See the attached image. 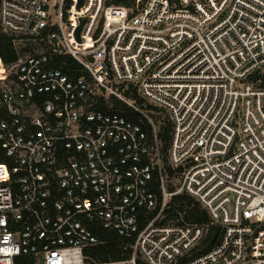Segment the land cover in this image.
<instances>
[{"label": "built area", "instance_id": "1", "mask_svg": "<svg viewBox=\"0 0 264 264\" xmlns=\"http://www.w3.org/2000/svg\"><path fill=\"white\" fill-rule=\"evenodd\" d=\"M0 29L42 47L0 57V264H181L210 224L185 264H264V0H0ZM134 91L168 114V165L152 118L95 107L144 114Z\"/></svg>", "mask_w": 264, "mask_h": 264}, {"label": "trees", "instance_id": "2", "mask_svg": "<svg viewBox=\"0 0 264 264\" xmlns=\"http://www.w3.org/2000/svg\"><path fill=\"white\" fill-rule=\"evenodd\" d=\"M0 57L3 59L6 65H11L18 59V51L15 47L13 38L5 34L0 29ZM55 66L60 67L66 73H72L74 71L81 72V67L78 65L69 55H58L53 58L52 62ZM251 81L257 83L259 86L264 88V70H259L251 76ZM133 99L136 102V105L141 110H146L148 112L154 113V117L158 123V143L160 146L161 153L163 155L165 165H168V152L172 139V124L168 117V114L165 112H158L159 110L155 109L154 106L148 104L144 98L138 95L137 91L133 92ZM110 103L104 100V97H100L96 102L95 107L101 110L111 109L113 111L121 113L123 116L129 120L142 125L144 130L147 131L149 136H152L153 128L152 125L148 122L147 118L143 117V114L137 111L135 108L125 104L116 97L112 96L110 98ZM156 113V114H155ZM6 111L4 107L0 104V118L4 117ZM144 119V120H143ZM9 162V158L6 156L5 150L3 149L0 143V163ZM174 203L177 207L184 209L185 218L191 220L192 222L210 223V217L205 209L202 208L200 203L192 198L190 195L183 193L174 197ZM222 231L220 225H209L208 233L205 238L194 248L189 254L183 257L181 264H185L188 259L193 256H196L200 253L208 251L213 245L216 244L218 237ZM104 237L111 238V244H115L116 241L120 242V238L116 235L112 236L111 234H104ZM113 237V239H112ZM124 255L120 251L113 249V246H110L109 249H103L100 258L103 260H108L110 258H122Z\"/></svg>", "mask_w": 264, "mask_h": 264}, {"label": "rangeland", "instance_id": "3", "mask_svg": "<svg viewBox=\"0 0 264 264\" xmlns=\"http://www.w3.org/2000/svg\"><path fill=\"white\" fill-rule=\"evenodd\" d=\"M15 44L17 46V50H18V53L21 55V56H26L32 52H37V51H40L42 50V47L41 45L39 44V41H36L34 39H27V38H18V39H15ZM6 68L8 70H11L12 69V65H6ZM101 96H104L105 99H108L109 100V96L105 93H100ZM109 97V98H108ZM110 101V100H109ZM111 104V103H110ZM144 111V114H143V117L144 118H147V116H149L150 118L153 119L154 123L156 124V127L158 128V123L155 119V117L153 116L154 113L152 112H148L146 110H143ZM156 114V113H155ZM144 120V119H143Z\"/></svg>", "mask_w": 264, "mask_h": 264}, {"label": "bare ground", "instance_id": "4", "mask_svg": "<svg viewBox=\"0 0 264 264\" xmlns=\"http://www.w3.org/2000/svg\"><path fill=\"white\" fill-rule=\"evenodd\" d=\"M4 70H3V68L2 67H0V72H3ZM177 208V215H178V213L181 211L182 212V214H184V213H187L184 209H182V208H178V207H176Z\"/></svg>", "mask_w": 264, "mask_h": 264}]
</instances>
